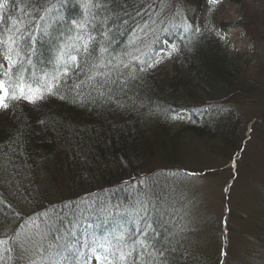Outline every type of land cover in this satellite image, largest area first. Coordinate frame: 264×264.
I'll list each match as a JSON object with an SVG mask.
<instances>
[{"label": "trees", "instance_id": "trees-1", "mask_svg": "<svg viewBox=\"0 0 264 264\" xmlns=\"http://www.w3.org/2000/svg\"><path fill=\"white\" fill-rule=\"evenodd\" d=\"M214 5L9 0L7 10L0 9V36L38 40L29 39L21 54L29 76L52 71L49 62L59 46L71 45L78 34L73 21L97 37L94 54L79 56L81 67L67 77L65 99L18 100L0 109V264H97L96 254L119 264L121 251L132 252L127 264H210L182 246L190 232L180 229L176 197H167L159 184L143 187L136 181L143 175L153 181L164 167L179 168L189 149L220 157L232 152V163L243 149L235 140L240 124L224 104L251 94L256 81L247 74L245 59L232 55L222 40L230 25L216 21ZM185 24L192 27L185 31ZM164 44H175L178 51L164 58ZM102 47L107 51L97 59ZM155 60L162 62L149 68ZM0 64L7 69L2 55ZM93 71L101 74L89 80ZM81 82L79 97L68 91ZM180 111L190 117L174 130L172 116ZM260 191L264 201V184ZM40 202L46 204L32 208ZM149 225L153 239L145 246L134 243L145 239L138 230ZM31 229L33 247L17 236ZM247 264H264V253H254Z\"/></svg>", "mask_w": 264, "mask_h": 264}, {"label": "rangeland", "instance_id": "rangeland-1", "mask_svg": "<svg viewBox=\"0 0 264 264\" xmlns=\"http://www.w3.org/2000/svg\"><path fill=\"white\" fill-rule=\"evenodd\" d=\"M214 8L216 21L230 25L225 26L222 40L232 55L245 59L247 74L256 81L251 94L236 103L224 104L233 110L240 124L235 140L243 149L234 154L233 163L232 152L220 157L205 149H189L179 168L164 167L153 181L145 180L148 177L143 175L136 182L143 187L149 182L159 184L168 190L167 197H176L175 216L181 220L180 229L190 232L182 246L191 247L210 264H247L254 253H264V201L260 194L264 184V0H241L240 4L218 0ZM164 47L166 58L170 44ZM219 112L222 118L224 110ZM189 117L185 111L174 114L171 128L179 129ZM32 221L27 220V227L33 225ZM32 233L31 229L17 236L30 245Z\"/></svg>", "mask_w": 264, "mask_h": 264}, {"label": "snow or ice", "instance_id": "snow-or-ice-1", "mask_svg": "<svg viewBox=\"0 0 264 264\" xmlns=\"http://www.w3.org/2000/svg\"><path fill=\"white\" fill-rule=\"evenodd\" d=\"M218 0H209L210 5H214ZM9 0H0V9L7 10ZM87 7V6H86ZM211 10V9H210ZM0 23H3V17H0ZM13 25L16 24L15 20H12ZM73 24L77 26L78 34L76 35L74 42L71 45L61 44L59 46V55L49 63H52L53 69L51 72H44L42 75L32 74L29 76L27 70L23 68L25 58L22 57V53L26 51L30 45L28 40L31 39L33 43H38L36 37H28L26 35H8L7 38L0 36V55L7 62V69H4L3 64H0V109H8L12 105V102L18 100H25L28 103L36 104L39 101L47 99L48 96H59L60 99H65V95H61L64 90L67 77L70 75L73 67H81L78 62L79 56H90L94 54V47L97 43V37L93 36L85 27V24H77L73 21ZM191 25H184L185 31L190 29ZM11 31V29H8ZM20 30L17 29V32ZM27 30H25L26 32ZM199 31V29H196ZM23 45V47H21ZM107 51L106 48H101L97 59L103 56ZM178 51L177 45L173 44L170 46V50L165 54L172 56ZM15 53V54H13ZM27 63L31 65L32 61L30 57H27ZM138 59V58H136ZM140 63L146 61L139 60ZM162 60H155L152 63H148V67H153L154 64L160 63ZM103 67L102 64H93L92 68L97 69ZM127 67V65H125ZM146 70V69H141ZM101 73L93 71L89 75V80H94L97 75ZM84 87L83 82L74 83L68 91H75L76 96L81 95V90ZM139 234L143 236L144 240L134 241L139 243L141 246H145L146 241L152 240L151 225L146 229L138 230ZM120 241L124 240V235L119 237ZM3 243V241H0ZM126 246V245H125ZM97 247L103 248V244H98ZM155 248V243L152 244ZM160 256H164V250H159ZM132 255L131 251H121L118 259L119 264H127V259ZM97 264H113V260L109 259L108 256H102L100 254L95 255ZM138 264V261L136 262Z\"/></svg>", "mask_w": 264, "mask_h": 264}, {"label": "bare ground", "instance_id": "bare-ground-1", "mask_svg": "<svg viewBox=\"0 0 264 264\" xmlns=\"http://www.w3.org/2000/svg\"><path fill=\"white\" fill-rule=\"evenodd\" d=\"M7 222H5L4 224H6Z\"/></svg>", "mask_w": 264, "mask_h": 264}]
</instances>
